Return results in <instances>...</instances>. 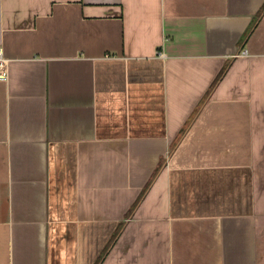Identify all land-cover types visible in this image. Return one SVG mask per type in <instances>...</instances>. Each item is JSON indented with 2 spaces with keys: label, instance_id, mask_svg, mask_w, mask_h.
Instances as JSON below:
<instances>
[{
  "label": "crops",
  "instance_id": "obj_1",
  "mask_svg": "<svg viewBox=\"0 0 264 264\" xmlns=\"http://www.w3.org/2000/svg\"><path fill=\"white\" fill-rule=\"evenodd\" d=\"M0 48V264H264V0H0Z\"/></svg>",
  "mask_w": 264,
  "mask_h": 264
},
{
  "label": "built area",
  "instance_id": "obj_2",
  "mask_svg": "<svg viewBox=\"0 0 264 264\" xmlns=\"http://www.w3.org/2000/svg\"><path fill=\"white\" fill-rule=\"evenodd\" d=\"M8 80H9V60L5 58L3 50L0 48V81H8Z\"/></svg>",
  "mask_w": 264,
  "mask_h": 264
}]
</instances>
